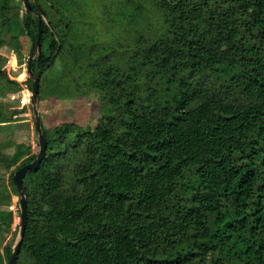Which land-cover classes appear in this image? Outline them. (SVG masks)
Segmentation results:
<instances>
[{
	"label": "trees",
	"instance_id": "16d2710c",
	"mask_svg": "<svg viewBox=\"0 0 264 264\" xmlns=\"http://www.w3.org/2000/svg\"><path fill=\"white\" fill-rule=\"evenodd\" d=\"M30 2L0 0V46L22 65L29 38L40 100L98 92L101 118L42 122L17 264H264V0ZM6 62L0 93H18ZM10 119L0 109V130ZM29 150L0 152V169ZM14 220L0 211L3 235Z\"/></svg>",
	"mask_w": 264,
	"mask_h": 264
},
{
	"label": "rangeland",
	"instance_id": "374dc122",
	"mask_svg": "<svg viewBox=\"0 0 264 264\" xmlns=\"http://www.w3.org/2000/svg\"><path fill=\"white\" fill-rule=\"evenodd\" d=\"M22 51L26 55L25 63L17 64L16 56L10 52L8 46L1 47L0 53L7 57L6 70L12 79H16L23 84V89L18 93L3 95L0 93V109L7 117H11L9 124L3 126L0 130V152L3 155L11 156L17 150L19 145H25L30 148V153H35L39 149L38 133L34 123L33 105L31 102L32 86L26 83L30 74L28 72L27 60L31 41L29 38H23ZM20 71V73H18ZM59 66L53 68V74L57 75ZM42 122L48 127H53L63 122H76L83 126H89L95 130L96 125L101 118L100 94L92 91L89 97L79 96L71 99L48 98L38 101L37 104ZM21 161L18 163L20 164ZM17 164V165H18ZM16 166L9 169H0L2 185L9 191L11 187L10 178ZM19 196L12 195L11 199L5 197L4 202L0 204V211L12 210L15 215L13 230L5 235L0 231L1 250L4 251V245L7 241L14 239V244L19 239L20 222V203ZM18 226L17 234L14 231ZM13 244V245H14ZM13 248V247H12ZM6 264H8L6 262Z\"/></svg>",
	"mask_w": 264,
	"mask_h": 264
},
{
	"label": "water",
	"instance_id": "95a60500",
	"mask_svg": "<svg viewBox=\"0 0 264 264\" xmlns=\"http://www.w3.org/2000/svg\"><path fill=\"white\" fill-rule=\"evenodd\" d=\"M26 5L30 10H33L31 6L30 0H25ZM38 19H39V35L38 39L36 41V49L38 52L41 51V26H42V13L38 12ZM29 68H30V62H29ZM39 95H40V76H35L33 83H32V97L31 102L33 105V114H34V123L36 127V131L38 133V153L36 158L23 165L19 169H17L14 173L13 180L17 187V190L19 192V203H20V222H19V239L17 242L13 245L12 248V254L9 260V264H17L18 257L20 254V249L23 243L27 223H28V217H29V209H28V203H27V197L24 190V178L26 173L31 169H38L41 162L46 157L47 152V138L46 134L43 129L42 120L40 117V113L37 107L38 101H39Z\"/></svg>",
	"mask_w": 264,
	"mask_h": 264
}]
</instances>
